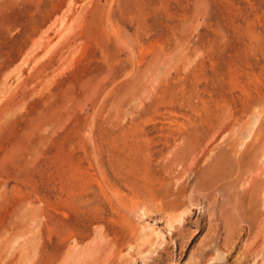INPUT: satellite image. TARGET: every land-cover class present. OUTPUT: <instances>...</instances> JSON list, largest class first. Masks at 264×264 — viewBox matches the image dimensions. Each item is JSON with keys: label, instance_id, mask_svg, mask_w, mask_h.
<instances>
[{"label": "rangeland", "instance_id": "rangeland-1", "mask_svg": "<svg viewBox=\"0 0 264 264\" xmlns=\"http://www.w3.org/2000/svg\"><path fill=\"white\" fill-rule=\"evenodd\" d=\"M263 251L264 0H0V264Z\"/></svg>", "mask_w": 264, "mask_h": 264}, {"label": "bare ground", "instance_id": "bare-ground-1", "mask_svg": "<svg viewBox=\"0 0 264 264\" xmlns=\"http://www.w3.org/2000/svg\"><path fill=\"white\" fill-rule=\"evenodd\" d=\"M234 220V219H233ZM232 222V221H231ZM234 222V221H233ZM240 222V221H239ZM241 222H243V219H241ZM240 222V223H241ZM232 226V225H231ZM250 229V228H249ZM250 231V230H249ZM263 249V248H262ZM260 253V252H259ZM256 264H264V251L261 254L260 260L259 262H257Z\"/></svg>", "mask_w": 264, "mask_h": 264}]
</instances>
